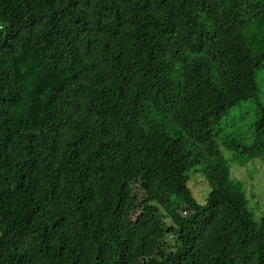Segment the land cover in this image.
I'll return each mask as SVG.
<instances>
[{
  "label": "trees",
  "instance_id": "16d2710c",
  "mask_svg": "<svg viewBox=\"0 0 264 264\" xmlns=\"http://www.w3.org/2000/svg\"><path fill=\"white\" fill-rule=\"evenodd\" d=\"M7 19L0 264H264L230 172L264 155V0H0Z\"/></svg>",
  "mask_w": 264,
  "mask_h": 264
},
{
  "label": "rangeland",
  "instance_id": "374dc122",
  "mask_svg": "<svg viewBox=\"0 0 264 264\" xmlns=\"http://www.w3.org/2000/svg\"><path fill=\"white\" fill-rule=\"evenodd\" d=\"M6 22L10 23V20L7 19L5 22H0V24L5 25ZM258 84L264 101V71L258 76ZM251 113H254V111L251 110L250 114ZM248 122L250 123L251 120ZM257 155L259 156L253 157V160L244 166H239L237 163L230 162V172L232 177H235L242 182L244 181L245 187L247 188V196L254 194L255 198L253 200L250 199L252 206L251 210L254 211L256 217H259L261 213L264 212V155L262 153H257ZM188 185L194 198L199 203H204L207 197L208 188L202 175L193 174ZM167 222L169 224L171 222L173 223L172 218L167 219Z\"/></svg>",
  "mask_w": 264,
  "mask_h": 264
}]
</instances>
